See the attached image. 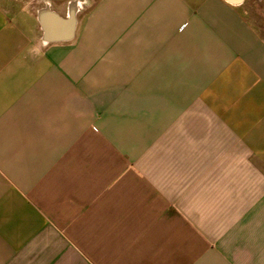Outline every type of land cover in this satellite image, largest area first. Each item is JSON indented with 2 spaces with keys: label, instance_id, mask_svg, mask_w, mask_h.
Listing matches in <instances>:
<instances>
[{
  "label": "crops",
  "instance_id": "0c3cea01",
  "mask_svg": "<svg viewBox=\"0 0 264 264\" xmlns=\"http://www.w3.org/2000/svg\"><path fill=\"white\" fill-rule=\"evenodd\" d=\"M246 1L0 0V264H264Z\"/></svg>",
  "mask_w": 264,
  "mask_h": 264
},
{
  "label": "rangeland",
  "instance_id": "374dc122",
  "mask_svg": "<svg viewBox=\"0 0 264 264\" xmlns=\"http://www.w3.org/2000/svg\"><path fill=\"white\" fill-rule=\"evenodd\" d=\"M247 15L264 35V0H247L244 4ZM250 12V13H249Z\"/></svg>",
  "mask_w": 264,
  "mask_h": 264
},
{
  "label": "water",
  "instance_id": "95a60500",
  "mask_svg": "<svg viewBox=\"0 0 264 264\" xmlns=\"http://www.w3.org/2000/svg\"><path fill=\"white\" fill-rule=\"evenodd\" d=\"M231 1H233V2H238V1H240V0H231Z\"/></svg>",
  "mask_w": 264,
  "mask_h": 264
}]
</instances>
